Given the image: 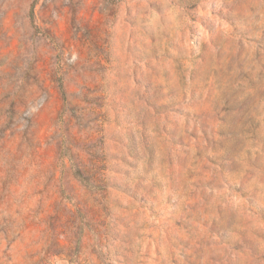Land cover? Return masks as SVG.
Here are the masks:
<instances>
[{
  "label": "rangeland",
  "instance_id": "obj_1",
  "mask_svg": "<svg viewBox=\"0 0 264 264\" xmlns=\"http://www.w3.org/2000/svg\"><path fill=\"white\" fill-rule=\"evenodd\" d=\"M0 264H264V0H0Z\"/></svg>",
  "mask_w": 264,
  "mask_h": 264
}]
</instances>
